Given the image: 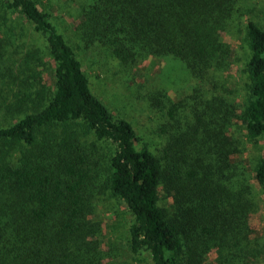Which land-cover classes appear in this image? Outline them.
I'll return each instance as SVG.
<instances>
[{
	"label": "trees",
	"instance_id": "16d2710c",
	"mask_svg": "<svg viewBox=\"0 0 264 264\" xmlns=\"http://www.w3.org/2000/svg\"><path fill=\"white\" fill-rule=\"evenodd\" d=\"M235 1L80 7L86 44L97 42L129 66L172 57L199 83L176 101L162 89L148 94L150 107L166 115L151 139L93 93L52 20L51 1L0 0V109L20 114L0 125V264H105L103 198L125 207L129 252L146 253L149 264L258 258L263 248L249 220L259 207L252 181L264 191V153L250 171L236 156L264 140V29L244 25L239 102L225 73L232 48L221 35L237 19ZM27 36L39 42L19 39Z\"/></svg>",
	"mask_w": 264,
	"mask_h": 264
},
{
	"label": "rangeland",
	"instance_id": "374dc122",
	"mask_svg": "<svg viewBox=\"0 0 264 264\" xmlns=\"http://www.w3.org/2000/svg\"><path fill=\"white\" fill-rule=\"evenodd\" d=\"M46 1H51L55 5V11L51 14L52 20L58 31L65 36L74 49L89 78L93 93L111 109L113 114L130 121L139 136L157 139L158 135L153 131L158 129V125L162 121H165L166 115L150 107L147 96L156 89H162L173 101H176L191 93L192 89L199 83L189 74L186 65L172 57L151 56L130 66L120 62L109 50L102 48L97 42L86 44L82 40V12L80 7L88 0ZM235 5L239 11V13L235 12L234 15V18L237 17V19H235L232 27L222 32L221 35L223 40L229 43L232 48L233 64L225 73L230 75L229 80L236 89V99L240 102L246 93L244 67L247 60L245 53L247 47L244 40V25L246 21L253 20L264 29V0H236ZM19 39L39 42V40L28 36ZM44 77L47 80L49 78L48 83L52 84L53 78L50 72L45 73ZM4 91L10 93L9 89ZM19 115L10 112L6 114L0 109V125L14 121ZM84 140L89 145L88 141L91 139ZM103 145L102 143L99 147ZM263 153L264 140L260 138L255 145L248 144L243 154L237 155L236 159H239L250 171L254 159ZM252 182L256 188L259 207L251 214L249 222L254 231L252 237L259 241V246L263 248V252L254 261L248 258L246 263L264 264V191L259 189L255 181ZM97 217L104 222L101 232L103 238L101 247L109 253V258L104 260L105 264H149L146 253L137 256L129 252L125 231L131 217L122 204L111 198H103L97 205ZM214 257L215 253H211L209 260Z\"/></svg>",
	"mask_w": 264,
	"mask_h": 264
}]
</instances>
